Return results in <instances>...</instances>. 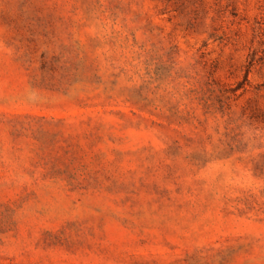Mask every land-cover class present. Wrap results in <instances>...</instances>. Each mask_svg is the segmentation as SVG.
<instances>
[{
    "label": "rangeland",
    "instance_id": "rangeland-1",
    "mask_svg": "<svg viewBox=\"0 0 264 264\" xmlns=\"http://www.w3.org/2000/svg\"><path fill=\"white\" fill-rule=\"evenodd\" d=\"M0 264H264V0H0Z\"/></svg>",
    "mask_w": 264,
    "mask_h": 264
}]
</instances>
